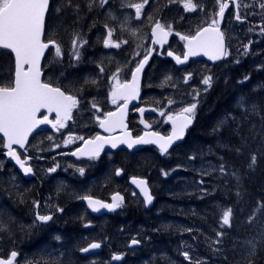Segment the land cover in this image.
<instances>
[{"label":"trees","instance_id":"obj_1","mask_svg":"<svg viewBox=\"0 0 264 264\" xmlns=\"http://www.w3.org/2000/svg\"><path fill=\"white\" fill-rule=\"evenodd\" d=\"M168 1L173 5H167ZM85 3L90 4L89 0H71L70 3L69 0H51L45 19V39L48 35L62 42V37L73 35L65 41L70 59L73 52L67 46V40L75 33L68 31L72 21L68 20L67 24L62 19L79 17L80 46L91 60L83 63L89 64L93 62L96 50L90 45L92 26L88 25L87 19L93 14L90 11H96L97 7L93 5L89 11ZM182 7L175 9V0H148L140 16L143 21H154L170 8L178 15ZM94 15L97 18L99 14ZM126 16L132 14L127 12ZM116 18L120 19L121 15ZM123 28L127 30L126 26ZM128 35L132 32L127 30L125 38L129 41ZM85 37L87 41L83 42ZM97 56H105V51H97ZM154 64L161 70L146 72L149 81L179 72L169 61ZM204 72L212 73L211 88L199 96L194 124L185 140L170 156L158 160L152 158L153 177H160L162 184L158 190H153L156 200L150 209L136 197H129L125 206L114 215L97 218L88 213L84 204L73 203L78 201L75 196L87 193L70 192L71 196L65 202V216L56 229L60 239L46 235V230L39 234L32 231L27 233V243L41 244L54 254L63 253L73 245L75 258L67 264H112L109 254L116 251L123 252L117 264H264V56L230 57L219 70ZM62 74L59 72L57 79L69 89L61 79ZM102 75L104 73L96 72L92 79L85 77L81 86L99 81ZM253 155L256 163L250 167ZM53 159L61 158L55 156ZM92 164L88 163L80 186H87L85 180L96 173L95 187L86 192L105 197L109 193L101 192L97 184L109 170L106 157L93 168ZM128 164L133 173H138L147 162L141 163L138 154H128ZM72 176L75 179L76 174ZM196 178L202 183L201 189ZM103 182L107 184L106 180ZM71 187L76 188V185ZM129 207L135 213L130 212ZM229 208L232 209L230 226L222 223L223 213ZM135 235L144 244L129 250L127 242ZM92 241L102 242L101 252L85 260L80 257L79 248ZM33 261L38 264L40 260L33 257ZM55 261L56 258L51 257L49 261L41 259L39 264H55Z\"/></svg>","mask_w":264,"mask_h":264},{"label":"flooded vegetation","instance_id":"obj_2","mask_svg":"<svg viewBox=\"0 0 264 264\" xmlns=\"http://www.w3.org/2000/svg\"><path fill=\"white\" fill-rule=\"evenodd\" d=\"M49 1L50 8L51 0ZM241 1L242 0H222V3L228 4L220 25L224 51L227 54L224 55L221 60L213 64L201 59L190 60L186 66L178 67L168 56V53L172 52L173 55L175 54L176 56L183 57L187 41L181 37H192L200 31V29L210 25L213 19L218 20L219 7L216 0H192V2L197 5L194 10L186 11L185 9H180L178 12L179 14L176 15L173 8H170L169 10L167 9L166 13L161 12L162 16L156 18L154 21H143V16H126V20H129V22H135L126 27L128 31L132 32V36L134 35V40H129V42L133 43L135 39L138 40L137 44L140 46V54L138 55H134L133 50L131 53H128V46L126 45L119 46L121 50L123 49V54H118V51H121L118 50L119 47L111 46L110 49L113 51L116 50L117 57L115 59L110 60L108 58L94 56L92 63H82L79 64V67H76L73 55L69 59L65 50V41L67 37H72L73 35L68 34L66 37H62L61 43L53 40L56 43V46L49 47L41 66L43 72L42 81L51 84L54 87L61 88L67 95L74 96L78 103L77 106L72 109L71 118L68 121L60 120L54 127L51 122L56 121L57 117L55 115H50L48 128L33 134L24 147L12 146V149L15 150L20 158L25 161V166L32 169L33 175L30 178H27V175L24 176L18 166L8 160L7 152L9 150L5 149L4 138L0 134V140L2 141V146L0 147V259H8L10 254L15 251L17 253L14 262L15 264H36V262L33 261V257L36 258L34 250L41 246V244L27 243V225L37 234L44 232V230L52 231L56 229L57 227L55 224L58 225L61 219L65 216L64 212L67 208L65 202L67 198L71 196V193H76V188L71 187V185H75L72 176L75 173L71 170L70 172L69 170L62 172L60 176L57 174H52V176L48 175L50 173H55L58 170V164L60 162L82 165V168L84 169L83 174H85L89 162L93 163V168L97 166L102 157H106L109 170L103 178V181L106 180L107 184L101 188V192L106 191L109 194L105 197H98L90 192H86L87 194L83 196H93L103 201L111 202L110 196L117 193L123 198V201L121 206L114 209L112 212L103 213L101 215H94L88 212L91 216L105 218L114 215L125 206V202L129 197H136L144 205L138 193L129 185V178L132 176L145 178L147 184L151 186L150 182L152 181L154 173L152 158L158 160L159 158L170 156L180 144L169 149L166 154H162L159 147L154 144H147L135 152H131L123 146L115 151L104 152L96 159L89 158L86 160H77L70 156L69 153L75 148L80 147L79 145H81L84 140L92 139L98 135H118L125 131H129L132 138H138L142 135H149L156 138L153 134H156L159 137H168L170 135L171 125L168 123L169 118H166V121H163V115L165 113L161 112L159 108L161 104L157 103V100L160 99L163 101L165 98L160 90L163 87L157 86V80L149 81L146 79V72H158L161 70V68L154 64L156 62L169 61L172 63L174 70L193 73L217 71L230 57L245 58L264 56V3L256 2L254 7L246 9L240 5ZM138 2L139 1L137 0L136 3ZM167 5H173V2L168 1ZM130 9L132 10L131 7ZM91 12H93V14L89 16L88 19L92 20V24H94V22L99 23L104 19L99 15H97L96 18L94 15L95 11ZM142 12L143 10H141V14ZM237 14H239L241 19H236ZM62 20H65L66 23L68 20L72 21V24L68 26V29L71 28V31H73L75 35L72 39L67 40V46L71 48L74 54V49L79 48L78 27L80 25V19L75 16H71V18L67 16ZM157 23L163 26L165 31L169 34L167 36L159 34L157 37V44H155L151 31ZM92 29H94V26H92ZM120 29H123L122 25L120 26ZM116 32L118 34V30H116ZM45 35L46 23L44 27L43 41L52 42V40L45 39ZM119 36L121 38L125 37V35L123 36V34L120 33ZM60 45L62 46V50L60 54L61 56H58L59 60H56V62L51 61L50 64H48L49 57L56 55V47H59ZM144 46L146 47L145 51ZM1 50H3L8 56L11 69L8 70L6 80L1 83L3 86L0 85V87H10L13 86L15 60L9 49L2 48ZM85 54H88V52H85ZM147 54H151L152 56L142 73L139 101L127 110V129L117 130V126L113 124L110 126V130H115L114 132L109 133L102 130L100 127L101 120L107 115V113L117 110L125 103L124 99H118L116 104L112 103V91L117 84L114 86L111 85L112 79L111 75H107L108 72L112 74L120 72L127 74L122 81L118 83L120 85L130 79V74L133 69ZM79 71H87L88 73H91V79L95 76L96 72L104 73V75L100 76L99 81L93 80L87 84L85 83V86H81L84 83L79 82L77 75H74ZM59 72H72V76H74L73 84L76 86L79 85L77 91L73 92L66 89V87L58 81L57 77ZM150 84H153L156 87L153 89L151 87L146 89ZM100 86L101 88H99ZM167 86L164 87L166 91L170 90ZM172 86L176 87L177 84H173ZM210 88L211 87H209V89ZM209 89H206L205 91ZM87 96L89 97L86 98ZM84 99L90 106L94 103L96 107L92 111H88ZM142 106L154 108L153 111H148L143 114L145 124L147 125L146 127L140 124V117L137 114L138 109ZM161 106L167 107L163 105ZM186 106L177 111L176 114L184 115L183 109L186 108ZM46 115L47 113L43 111L39 112L37 117L43 118ZM61 123L63 124L62 127L60 126ZM79 132L83 138L78 144L62 149L56 154L61 160H55L54 163L48 161L47 150L51 141H55V138L61 133L67 135L69 133ZM55 144H58V142ZM30 145L31 148L29 147ZM35 152L42 154V156H38ZM128 154H138L141 158V163L147 162V165L143 166L142 170L138 171V173H133L128 164ZM107 155H111L110 161H108ZM53 168L55 171H49V169ZM79 173L80 171L77 172V174ZM95 176H97V174L92 173L90 179L85 180L86 183L89 184L90 181L94 180ZM56 178H58V180ZM150 188L151 192L154 194L153 190L155 189L152 187ZM73 203L84 204L77 200ZM74 207H76V205H74ZM129 211L135 213V210H133L132 207H129ZM44 215L51 216L52 219L47 222L39 221L38 216Z\"/></svg>","mask_w":264,"mask_h":264},{"label":"snow or ice","instance_id":"obj_3","mask_svg":"<svg viewBox=\"0 0 264 264\" xmlns=\"http://www.w3.org/2000/svg\"><path fill=\"white\" fill-rule=\"evenodd\" d=\"M71 0H69V3ZM184 9L186 11L194 10L197 5L192 0H182ZM107 3V0H101V4ZM143 3L130 4L129 7L135 8L136 16L139 17L141 10L144 7ZM49 0H0V47L4 49H10L15 53L16 60V73L14 86L0 87V132H3L4 136L8 139V155L13 157L16 162L23 168L25 173H30L32 169L25 166V161L12 149L13 144H18L21 147L24 145V141L27 139V135L32 129L39 123L49 122L47 117L43 120L36 119V113L40 108H47L49 111L55 110L57 117H63V119L71 118V111L77 106V99L74 96L66 95L59 88H53L49 84L42 83L40 80L39 59L44 52V49L49 45L42 42L41 34L44 25L45 12L48 9ZM228 7L227 3H220L218 15L222 18L224 16L225 9ZM236 19L241 17L236 15ZM218 21L213 19L211 24L197 32L192 37H181L187 41L188 51L184 54V59L181 60L179 56L176 57L177 63H183L189 56L197 55L200 51H203L206 55H210V58L215 60L226 55L223 50L222 34L218 29ZM156 29H159L162 36H167L169 33L165 31L164 27L159 23L156 25ZM155 31V30H154ZM206 33H216L219 37L218 43H213L205 37ZM108 39L104 40L105 46L119 47V43H114L111 40L112 31H108ZM54 44V41L50 42ZM75 44V41H74ZM56 53L59 56L61 54L60 48L56 47ZM169 56L173 53L169 52ZM79 54L77 53V59ZM146 62V60L144 61ZM142 62L136 69L139 73L143 68ZM28 65V70L23 71V65ZM212 78L205 77L203 84L207 87H211ZM138 91L137 77L133 75V81L131 84L125 83L123 85L117 84L112 91V103L116 104L117 100L123 97L125 105L128 99L132 98ZM96 107L95 104L92 105ZM196 103L183 109L182 117L177 124L173 119V132L168 137H159L156 134L155 139H146L140 137L135 140L123 139L112 140L105 139L103 137H96L94 141H85L87 145H90L86 150H78L76 154L86 155L92 159L99 157L104 144H110L112 148L117 147V144H127L128 148H133L134 145L140 144H157L162 154H166L169 148L175 141H178L184 137L185 130L192 124L193 116L195 114ZM124 110L121 109L119 113L109 112L106 119L101 121V127L110 126L117 121L114 119L120 117L119 122L122 123V117ZM55 127V125H53ZM61 127L63 124L61 123ZM70 142V141H66ZM256 156L251 157L250 167L255 165ZM49 171H55V169H49ZM83 174L84 169H79ZM221 171H224L223 165H221ZM119 174V173H117ZM138 185L140 191L144 194L145 201L150 203L152 196L150 195L146 181L142 179H134L133 181ZM88 200L89 206L98 211L100 208H108L114 210L121 206L123 198L118 194L113 197L111 204H104L101 201L93 200L91 197H85ZM232 216V209L229 208L224 211L222 216L223 225L230 226V220ZM39 221L47 222L52 219L51 216H38ZM251 220L252 218L249 217ZM133 245L138 244L139 241L133 239L131 242ZM99 244H91L89 248H99ZM89 248L82 249V251H89ZM254 249V246H253ZM254 254V251H253ZM187 257V253H184ZM17 253L13 251L8 259H0V264H14ZM114 259H121L120 256H115Z\"/></svg>","mask_w":264,"mask_h":264},{"label":"rangeland","instance_id":"obj_4","mask_svg":"<svg viewBox=\"0 0 264 264\" xmlns=\"http://www.w3.org/2000/svg\"><path fill=\"white\" fill-rule=\"evenodd\" d=\"M137 0H107V3L101 4V0H89V5H85L87 6V9L90 11L91 7L94 5L97 7L95 14H99V16H102L104 19L97 23L94 22V24H91V19H88V25L89 26H97V29H92L91 30V41H90V45L93 47V49L96 50L95 55L97 56V51L99 50H104L105 51V56H98V57H102V58H109L110 60H113L117 57L116 54V50L113 51L112 49H110L111 46H105L104 44V40L108 39V31L111 30L112 31V36H111V40L114 43H119V45H126L128 46V48H131V51L133 50L134 55H138L140 54V46L137 44L138 40L135 39V41L133 43H130L125 37L121 38L119 36L120 34H123V36L127 35V31L125 28L120 29L119 27L122 26H127V25H132L135 22H129V20H126L124 17L126 16V13L129 12L132 14L133 17H136V10L134 9L135 12H133L130 7L128 5L130 4H137L134 3ZM138 3H143L144 0H138ZM148 1V0H147ZM83 2V1H81ZM256 2H260V3H264V0H242L240 2V5L246 9H251L252 7L255 6ZM84 3V2H83ZM216 3L219 7L220 3H222V0H216ZM146 4V3H145ZM144 4V5H145ZM178 6H183L182 8L184 9V4L182 2V0H175V9ZM51 7V6H50ZM129 8V9H127ZM91 12V11H90ZM120 19H117L116 17H120ZM143 15V14H142ZM102 25V26H100ZM118 34L116 32V30H118ZM106 30V32H105ZM68 31H71V28L68 29ZM129 40H134V35H128ZM47 40H54L51 39L50 36L47 35ZM80 38H79V48L78 51L76 52V49L74 54H73V60H74V64L76 67H79V64H82L85 61H91L90 57L87 56L85 54V51L83 49H81L80 46ZM83 42L87 41V38L85 37L84 40L82 39ZM61 43V42H60ZM72 43V42H71ZM60 50H62V46H59ZM2 48H0V85L2 82H4L6 80V76L8 74V70L11 69V67L9 66V58L6 55V53L3 52V50H1ZM118 50H121V48L119 47ZM146 50V47L144 46V51ZM70 51L72 52L71 48ZM77 53L79 54V58L77 59ZM131 53V52H129ZM61 56V55H59ZM58 58V55L56 53L55 56H50L48 59V64H50L52 59H55L54 62H56V59ZM240 58H244V57H240ZM53 62V63H54ZM151 72V71H148ZM64 74H62V78L64 83L68 86L69 89H72L73 92L77 91L78 87L73 84V79L74 76H72V72H62ZM153 73V71H152ZM212 73L210 72H197V73H189V72H173L169 75H166L164 77H161L157 80V86L159 87H163L161 90L162 94L164 95V99L163 101H161L160 99L157 100V103H160L163 106H167V107H162L161 105L159 106L161 112L165 113L163 115V121H166V118L169 117H173L175 115V113L177 111H179L181 108H183L184 106L188 107L193 103H196L199 96L202 95V93L206 90L209 89V87H207L206 85L203 84V79L205 77H211L210 76ZM86 75V76H85ZM109 75H111V85H116L118 83H120L122 81V79L125 77L124 73H109ZM85 77H90V74H88L87 71H79L77 74V78L78 81L83 83L85 81ZM173 84H177L176 87H173ZM212 84V83H211ZM168 85V86H167ZM3 86V85H1ZM167 86V88H169L170 90H165L164 87ZM149 87V86H148ZM150 87L153 89L156 86L153 84H150ZM190 92V94H189ZM189 100V101H187ZM85 101V105L87 106V110L88 111H92L94 108L92 106H90L86 100ZM191 101V103H190ZM94 104V103H93ZM92 104V105H93ZM173 109V110H172ZM175 109V110H174ZM83 138V136L81 135V133H69L67 135H65L64 133H61L59 136H57L55 138V141H51V143L48 146V150H47V159L49 162L54 163L55 160L53 159L56 154L58 153V151L62 150V149H66L68 147H72L76 144L79 143V141ZM66 141H70L67 142ZM56 142H58V144H55ZM2 146V141L0 140V147ZM31 148V145L29 146ZM38 156H42V154L35 152ZM108 156V161H110L111 159V155H107ZM57 160H61V159H57ZM57 165V164H55ZM59 168L55 173H50L48 174L49 176H52V174H57L58 176H60V174L62 172H65L67 170H70L76 174L75 179H74V184L76 185V192L78 193H86V191H90L91 189H93L95 187L94 184V180L90 181L89 184L85 187H81V183L85 177V174L82 175H78L77 172H79V169H81L83 166L79 165V164H71V163H67V162H60L59 164ZM141 171V170H140ZM160 177H152V181L150 182V185L152 188H154L155 190H158V188L160 187V185L162 184L160 179ZM58 180V178H56ZM201 180V178H200ZM198 178L195 179L196 184L199 186L198 188H202V183L198 182ZM105 185V183L102 181H99L97 184V187L99 188H103ZM81 195H77L74 198H78ZM64 223V221L61 223L60 227L62 226V224ZM56 227H58L57 224H55ZM57 229V228H56ZM56 229L52 230V231H47L46 235H50L53 238H59L60 239V233L56 231ZM32 232V229L30 226L27 225V233ZM138 237V236H137ZM141 239V238H140ZM139 239V240H140ZM141 241V240H140ZM129 242V240H128ZM127 242V243H128ZM142 243V241H141ZM144 244V242L142 243V245ZM84 247V246H82ZM81 247V248H82ZM79 248V250L81 249ZM116 253H121V255L123 254V252L121 251H116L115 253H113L112 255L116 254ZM34 255L36 258H38L40 261L39 263H41V259L47 260L49 261L51 257H55L56 261L54 262L55 264H67L69 262L70 259H74L75 255L73 253V245H71L69 248H67L63 253L62 252H58V253H49L48 250H46V248L39 246L38 248H36L34 250ZM80 255V254H79ZM111 254H109V257L112 256ZM94 256V254H89L87 256L84 255H80L81 258L87 260L92 259V257ZM38 263V264H39Z\"/></svg>","mask_w":264,"mask_h":264},{"label":"water","instance_id":"obj_5","mask_svg":"<svg viewBox=\"0 0 264 264\" xmlns=\"http://www.w3.org/2000/svg\"><path fill=\"white\" fill-rule=\"evenodd\" d=\"M49 2H50V1H49ZM48 8H49V5H48ZM47 11H48V9H47ZM47 11L45 12L43 31H42V34H41V40H42V42H44V41H43V34H44V26H45V19H46ZM217 21H218V29H219V32L221 33V31H220V25H221V22H222V18H221L219 15H218V20H217ZM156 25H157V24H156ZM156 25H154V27L152 28V31H151V34H152V37H153V39H154V43H155V44H157V37H158L159 34H160L159 29H156ZM208 26H209V25H208ZM208 26H205V27H203L202 29L207 28ZM202 29H200V31H201ZM154 30H155V31H154ZM198 32H199V31H198ZM221 34H222V33H221ZM195 35H196V34H195ZM195 35H194V36H195ZM205 37H206L207 39H209L210 41H212L213 43H218V42H219V37L216 35V33H206V34H205ZM222 40H223V38H222ZM44 43L48 44L49 46H48L47 48L44 49V52H43V54L41 55V57H40V59H39L40 80H41L42 83H44V82L42 81V74H43V72H42V70H41V66H42V63H43V59H44L45 54H46L47 50L49 49V47H50V46H56V43H55V42H54V44H53V43H50V42H44ZM9 50H10V49H9ZM223 50H224V45H223ZM10 51H11V50H10ZM187 51H188V47H187V42H186L185 53H187ZM11 52H12V51H11ZM12 54H13V57H14V60H15V53L12 52ZM151 56H152L151 54H147V55H145V56L140 60V62L138 63V65H137V66L133 69V71L131 72V74H130V79H129L128 81H125V82H123V83L121 84V85H123V84H125V83L131 84L132 81H133V75L135 74L136 77H137L138 91L135 93V95H134L132 98L128 99L126 105H125V103H124V104L121 105L117 110L113 111V113H119L121 109L124 110V114H123V117H122V123L119 122V121L121 120L120 117H116V118H114L117 122H116V123H113V124H115V125L117 126V130H126V129H127V123H126L127 110H128L131 106H133L134 104L138 103V101H139V97H140V88H141V80H142V73H143L144 69L147 67V65H148V63H149V60H150ZM168 56H169V55H168ZM169 57L174 61V63H175L178 67H184V66H186V65L189 63L190 60H201V59H204V60H206L208 63H212V64H213V63H216V62H218L219 60H221L223 56L220 57L219 59H215V60H213V59L210 58V55H206L203 51H200L197 55L189 56L188 59L185 60L183 63H177V61H176V57H177V56H176L175 54L172 55V56H169ZM180 58H181V60H183V59H184V56H183V57H180ZM145 60H146V62H144ZM142 62H144V64H143V68L141 69V71H140L139 73H137V72H136V69L140 66V64H141ZM28 67H29V66L26 65V64L23 65V71H27V70H28ZM15 73H16V60H15V72H14L13 86H14V81H15ZM45 84H48V83H45ZM49 85H50L51 87H53V88H59V87H54V86H52L51 84H49ZM59 89H60L62 92H64L61 88H59ZM64 93H65V92H64ZM65 94H66V93H65ZM66 95H67V94H66ZM120 99H123V97H121ZM153 110H154V108H148V107H140V108L138 109L137 114H138L139 117H140V124L143 125L144 127H146L147 125L145 124V120H144V118H143V114H144V113H147L148 111H153ZM43 111H45V112L47 113V115H46L45 117H47L48 120H49V116H50V115H55V116L57 117V113H56L55 110H53V111H49L47 108H40L39 111L36 113V119H37V120H43V119H44V117H43V118H38V117H37V116H38V113H39V112H43ZM106 116H107V115H106ZM106 116H105L101 121L105 120V119H106ZM181 117H182V115L179 114V115L173 116L172 118L175 119L176 122H177V124H178L179 121H180V118H181ZM173 119H169V124L171 125V133H170V135L172 134V132H173V127H174V125H173ZM60 120L68 121L69 119H63V117H60V118L57 117V120L54 121V122H51V123H52L53 125H56ZM113 124H111V125H113ZM111 125H110V126H111ZM192 125H193V122H192V124H191V125L185 130L184 137H183L182 139L178 140V141H175L169 149H171V148H173L174 146H176V145H178V144H180V143L183 142V140H184V138H185V136H186V133H187L188 129H190V128L192 127ZM110 126L101 127V123H100V127H101L102 130H104V131H106V132H109V133H110V132H114L115 130H112V131L110 130ZM48 127H49L48 122L37 124V125L32 129V131L28 133V135H27V139L24 141V145H23V147L25 146L26 142H28L29 138H30L33 134L37 133V132L40 131V130H43V129H45V128H48ZM0 134H1V136L4 138V141H5V149L9 150V148H8V146H7V145H8V139H7V137L4 136L3 132H0ZM98 136H99V137H103V138H105V139H112V140H123V139L135 140V139H137V138H132V137L130 136L129 131H125V132H123L122 134H118V135H110V136H102V135H98ZM98 136H95V137L92 138V139H86L85 141H94V140L96 139V137H98ZM140 137H145L146 139H155L154 137L149 136V135H142V136H140ZM140 137H138V138H140ZM85 141L83 142V144H82L80 147L75 148L74 150H72V151L69 153V155L72 156V157H74V158L77 159V160H86V159H89V158H90L89 156L76 154V153L78 152V150L83 151V150H86V149H88L89 147H91L90 145H87V144L85 143ZM13 145H14V146H20V145H18V144H13ZM13 145H12V146H13ZM145 145H147V144L134 145L133 148H128V147H127V144L119 143V144H117V147L112 148L110 144H104L103 149H102L101 152H100V155H102L104 152H107V151H115V150H117L118 148L123 147V146L126 147L129 151L134 152V151H137L138 149L144 147ZM154 145L158 146L157 144H154ZM20 147H21V146H20ZM158 147H159V146H158ZM8 152H9V151H8ZM8 152H7V155H8ZM100 155H99V156H100ZM8 160L11 161V162H13V163H15V164L18 166V168L20 169L21 173H22L24 176L27 175V178H30V177L33 175V172H32V171H31L30 173H25L24 170H23V168L20 167V165L16 162V160H15L13 157H10V156L8 155ZM134 179H138V180H139V179H142V180L146 181V183H147V180H146L145 178L132 176V177L129 178V184H130V185L135 189V191L138 193L139 197L142 199V201H143V203H144L145 208H146V209H150V208L153 206V203H154V201H155V196L152 195L151 190H150V188H149V186H148V184H147L148 191H149L150 195L152 196V201H151L150 203L146 202V201H145L144 194L140 191V188L138 187V185H137L136 183L133 182ZM116 194H117V193H114V194H112V195L110 196L111 202L103 201V200H101V199H99V198H97V197H93V196H83V197L79 198L78 201H79V202H83V203L85 204V206H86L88 212H90L91 214H94V215H101V214H103V213L112 212L113 210H109L108 208H100L98 211H94V210L89 206L88 200H87V199H84V198H85V197H91L93 200L101 201V202L104 203V204H111V203L113 202V197L116 196ZM133 239L138 240L139 243L133 245V244L131 243ZM94 243H95V244H99L100 247H99V248H89V246H90L91 244H94ZM101 245H102L101 242L93 241V242L89 243L88 245L82 247V248L79 250V253H80V255H84V256H87V255H89V254H98V253L101 251ZM141 245H142L141 241H140V240L137 238V236L135 235V236L129 241V243L127 244V247H128L129 250H132V249H136V248L141 247ZM85 248H89V251H87V252L82 251V249H85ZM115 256H120V257L122 258L121 253H116V254L112 255V256L110 257V261H111L112 264H117V263H119L120 260H121V259H119V260L114 259ZM14 264H15V263H14Z\"/></svg>","mask_w":264,"mask_h":264},{"label":"bare ground","instance_id":"obj_6","mask_svg":"<svg viewBox=\"0 0 264 264\" xmlns=\"http://www.w3.org/2000/svg\"><path fill=\"white\" fill-rule=\"evenodd\" d=\"M177 13V12H176ZM232 68V67H231ZM63 71V70H62ZM229 71V70H228ZM86 76V75H85ZM216 80V79H215ZM257 85V84H256ZM213 86V85H212ZM215 86V85H214ZM207 96V95H206ZM201 107V106H200ZM203 113V112H202ZM202 119V117L200 118ZM202 170V169H201ZM217 202V201H216ZM214 204V203H213ZM167 215V214H166ZM171 217V216H170ZM165 219V218H164ZM188 238V237H187ZM141 240V239H140ZM143 240V239H142ZM190 240V239H189ZM144 242V241H143ZM188 247V246H187ZM135 252V251H134ZM139 253V252H138ZM167 255V254H166ZM178 256V255H177ZM104 258V257H103ZM166 260V259H165ZM103 262V261H102ZM108 263V262H107Z\"/></svg>","mask_w":264,"mask_h":264}]
</instances>
